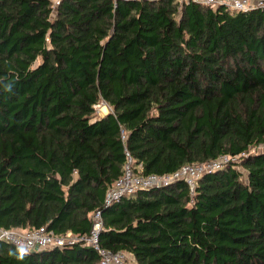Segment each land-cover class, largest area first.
Returning a JSON list of instances; mask_svg holds the SVG:
<instances>
[{
    "label": "trees",
    "instance_id": "1",
    "mask_svg": "<svg viewBox=\"0 0 264 264\" xmlns=\"http://www.w3.org/2000/svg\"><path fill=\"white\" fill-rule=\"evenodd\" d=\"M261 144L264 9L0 0V226L84 234L99 210V242L127 252L125 264H264ZM126 152L143 174L239 161L193 192L176 180L104 206ZM98 259L82 243L0 241V264Z\"/></svg>",
    "mask_w": 264,
    "mask_h": 264
},
{
    "label": "built area",
    "instance_id": "2",
    "mask_svg": "<svg viewBox=\"0 0 264 264\" xmlns=\"http://www.w3.org/2000/svg\"><path fill=\"white\" fill-rule=\"evenodd\" d=\"M119 0H112L115 6ZM179 4L195 2L214 8L218 5H225L237 11H248L251 9H264V0H175ZM100 103L107 105L101 100L94 105L96 109ZM122 138L124 135L122 134ZM239 156L220 154L214 159L205 162L187 163L178 169L168 173H142L140 165H135L130 154L126 152V161L123 165L122 174L110 185L104 194L103 205L109 206L121 197L134 193L138 189L158 187L164 184L182 180L190 192H193L197 179L205 172L220 169L229 163H237ZM92 227L88 233L74 234L67 232L57 234L46 226H39L32 229L6 228L0 226V241L10 242L18 248L27 251L40 250L50 247H63L75 243H82L90 246L99 255L97 264H125L128 253L125 251H111L99 242L100 230L103 227L101 211L92 213Z\"/></svg>",
    "mask_w": 264,
    "mask_h": 264
},
{
    "label": "rangeland",
    "instance_id": "3",
    "mask_svg": "<svg viewBox=\"0 0 264 264\" xmlns=\"http://www.w3.org/2000/svg\"><path fill=\"white\" fill-rule=\"evenodd\" d=\"M57 1L58 0H53V4H56ZM108 111H109V107L107 105H103V103H100L99 106L95 109V113L97 116H102L105 113H107ZM255 150L264 151V144L258 145ZM251 151H253V149H251ZM239 168H240V166H239ZM98 257H99V255H98ZM128 257L129 258H128L127 262H132L131 256L128 255Z\"/></svg>",
    "mask_w": 264,
    "mask_h": 264
},
{
    "label": "bare ground",
    "instance_id": "4",
    "mask_svg": "<svg viewBox=\"0 0 264 264\" xmlns=\"http://www.w3.org/2000/svg\"><path fill=\"white\" fill-rule=\"evenodd\" d=\"M104 108V107H103Z\"/></svg>",
    "mask_w": 264,
    "mask_h": 264
}]
</instances>
